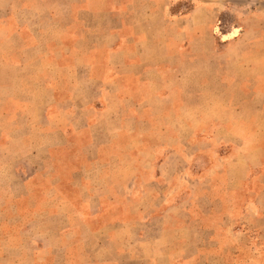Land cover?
<instances>
[{
	"label": "rangeland",
	"instance_id": "374dc122",
	"mask_svg": "<svg viewBox=\"0 0 264 264\" xmlns=\"http://www.w3.org/2000/svg\"><path fill=\"white\" fill-rule=\"evenodd\" d=\"M27 3L0 0V264H264V0L223 3L213 62L197 68L200 78L229 82L196 84L214 90L200 113L170 116L172 128L155 135L163 145L103 147L123 160L93 166L99 146L79 134L86 114L71 116L63 76L36 61V51L19 52L21 68L8 65L18 57L9 14ZM198 4L171 0L167 9L187 14ZM52 27H43V40ZM244 29L239 46L225 51ZM49 77L60 104L46 116ZM192 119L200 128L175 141L174 127ZM59 127L69 143L53 133ZM256 147L263 162L251 167L243 155Z\"/></svg>",
	"mask_w": 264,
	"mask_h": 264
},
{
	"label": "crops",
	"instance_id": "0c3cea01",
	"mask_svg": "<svg viewBox=\"0 0 264 264\" xmlns=\"http://www.w3.org/2000/svg\"><path fill=\"white\" fill-rule=\"evenodd\" d=\"M170 1L11 0L28 3L19 10L12 11V7V12L7 13L11 12L9 21L14 26L9 33L14 32L18 40L15 46L18 57L8 65L21 68L23 58L19 52L36 51V61L63 76L62 80L71 86L68 98L73 104L71 116L78 112L86 114L79 134L88 137V145L99 146V157L92 166L98 162L107 164L117 160L121 163L123 160L120 154L104 155L103 147L137 143L163 145L166 141L155 140V135L172 128L168 125L169 117L177 121L184 113H200L201 99L214 93L212 87L203 91L197 89L199 81L208 85L216 81L229 82L226 77L211 73L200 78L197 68L200 62L207 65L213 62L210 57L217 51L213 30L227 0H191L202 4L187 14L173 15L167 9ZM214 2L221 3L213 5ZM27 16L42 20L29 25L25 22ZM45 22L46 26L53 27L43 40ZM248 33L247 29L239 30L233 40H226L225 51L235 50ZM187 67L190 72L185 71ZM43 81L52 83L45 88L53 101L44 109L48 116L58 112L60 95L55 91V77ZM175 86L179 91L173 90ZM174 128L177 130L174 140L178 142L183 131L200 127L199 121L192 119ZM53 133H59L64 143H69L66 128L59 127ZM258 150L263 151L256 147L243 155L248 166L262 164ZM173 155L178 157L179 154L165 156L161 165ZM133 158L136 159V155ZM239 160L235 155L225 165L224 174L228 178L229 169Z\"/></svg>",
	"mask_w": 264,
	"mask_h": 264
}]
</instances>
